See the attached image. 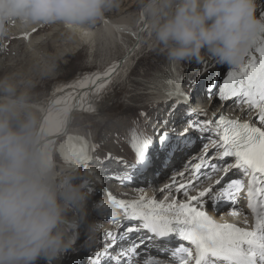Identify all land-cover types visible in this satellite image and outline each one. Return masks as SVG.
<instances>
[{"label":"snow or ice","instance_id":"1","mask_svg":"<svg viewBox=\"0 0 264 264\" xmlns=\"http://www.w3.org/2000/svg\"><path fill=\"white\" fill-rule=\"evenodd\" d=\"M257 11L264 18V5ZM211 71L203 65L187 84L177 76L175 82L168 81L165 103L151 110L137 108L125 118L123 132L117 130L113 142L121 147L125 138L130 140L132 162L114 157L110 150L98 158L103 164L115 159L125 171H110L109 179L124 180V186L137 191L134 173L150 164V153L179 159L181 166L154 196L140 191L138 198L125 202L107 193L124 220L115 236L105 233L108 239L99 245L106 249L103 257L93 249L88 264H264V32L238 67L205 82ZM204 97L221 104L231 100V107L245 110L252 119H232L224 113L208 118L207 110L192 111L194 101ZM192 140L196 143L189 146ZM64 147L91 158L102 145L66 133ZM241 198L252 214L249 227L219 222L212 215ZM173 240L178 243L168 247L166 241Z\"/></svg>","mask_w":264,"mask_h":264},{"label":"clouds","instance_id":"2","mask_svg":"<svg viewBox=\"0 0 264 264\" xmlns=\"http://www.w3.org/2000/svg\"><path fill=\"white\" fill-rule=\"evenodd\" d=\"M119 0H0L7 23H60L70 31L95 25ZM144 30L176 65L213 61L238 67L264 32L257 0H138ZM11 91V89H7ZM92 167L56 170L22 97L0 99V264H61L100 231L89 219ZM98 212L107 207L100 201Z\"/></svg>","mask_w":264,"mask_h":264},{"label":"rangeland","instance_id":"3","mask_svg":"<svg viewBox=\"0 0 264 264\" xmlns=\"http://www.w3.org/2000/svg\"><path fill=\"white\" fill-rule=\"evenodd\" d=\"M263 1L260 2L261 6L264 4ZM124 8L128 9L122 15L119 12ZM114 9L113 12H106L105 15L112 20H126V17L130 15L131 22L136 24L137 27L143 24L139 21L138 0H119L118 6L114 7ZM257 16H259V11H257ZM101 21L99 20L95 25L91 26H95L98 29ZM12 28H14L13 25ZM14 33L10 32V25L8 23L2 35V42L5 41L3 43L4 47L0 50V99L5 97H22L26 110L33 118L35 130L49 100L59 88L69 85L80 86L89 76L104 70L112 61L121 58L127 47L135 42V39L129 35L120 44L116 41L114 42L112 39L104 41L97 37L95 42L81 43L76 51H72L68 49L70 48L71 34L64 28H56L54 23L49 24L46 28H40L35 33L19 29L14 30ZM25 35L32 37L31 39L22 38ZM28 40L35 42L34 48H28ZM34 52L36 53L35 55H33ZM169 63L170 61L163 54H160L154 46V41L149 33L145 32L138 55L134 57L133 63L125 70V73L117 74L116 77L105 81L101 88L94 92V96L90 100V106L74 115L69 134L87 138L89 143H94L97 146L102 145L96 157L93 156L89 160H86L87 165L80 163L76 168L78 172H83L88 167L94 168L96 174L100 172V182L94 183L89 189L91 201L89 200L88 203V211L91 220L103 218L108 211L111 212V217L116 212H119V216L122 215V219H118V226L124 220L122 210L108 200L107 193L110 191L108 189L111 188H109L110 186L108 188L105 186L104 180L108 179L109 184L115 183L119 188H125L127 187L124 186L125 181L120 180V177L116 178L120 180V183H117L109 179L108 176L110 171L123 173L125 170L115 162V159L108 161L107 164H103L98 158L103 157L104 152L110 150L114 157L122 156L129 162L134 160L133 154L128 147L130 140L125 138L126 142L121 147H117L113 142L115 133L117 130L121 131V133L123 132L125 118L135 109L144 107L151 110L150 106L156 104L162 105V103L167 101V97L161 98L152 94L149 89V83L161 74L166 73ZM214 65L216 68L213 67ZM217 65L215 62L209 63L212 72L205 76V80L211 76L219 78L222 74L234 68L225 66L226 69L224 71L217 73ZM182 67V79L183 81H188L193 78L192 74L199 67V64L195 62L184 63ZM196 72H201V68ZM9 88L11 89L10 92L7 91ZM184 90L187 91L188 89L185 88ZM200 101H202V98H198L194 102L199 103ZM227 102H229L228 106L234 109L231 107V100ZM225 104L226 102L221 104L217 98H212L210 103L209 101H204V105H208V107H224ZM242 112H245V110H238V113ZM243 117L244 120L250 118L246 117L245 114ZM140 134H143L142 131ZM193 135L198 134L193 133ZM195 143L196 140H192L189 146H193ZM64 145L65 137L59 142L56 151V158L60 162V168L62 165L70 167L75 165L80 156L69 153ZM149 155L150 164L146 168H142L134 173L135 181L139 186L147 185L154 176L161 177L172 166L178 163L177 159L164 158L158 152L155 154L150 153ZM170 172L164 175V178ZM113 184L111 185L112 187H114ZM115 193L113 194L112 192L117 199H123L124 201L137 197L130 196V192L126 191ZM103 198V202H105L107 207L102 208L98 212L94 209L93 205L102 201L101 199ZM115 218V216L112 217V221ZM118 231L119 227L116 229V232ZM107 239L100 238L94 248H98ZM82 240L83 237L78 243L83 244ZM86 247V253H79L80 250L77 253L75 252V254L74 252L69 253L63 258L61 264H75L74 261L77 256L85 258L83 264H88L91 252L89 245H86Z\"/></svg>","mask_w":264,"mask_h":264},{"label":"bare ground","instance_id":"4","mask_svg":"<svg viewBox=\"0 0 264 264\" xmlns=\"http://www.w3.org/2000/svg\"><path fill=\"white\" fill-rule=\"evenodd\" d=\"M262 1L263 0H257V3H258L257 9L261 7L260 2ZM127 9L128 8L121 9L119 13L123 15L125 12H127ZM114 10L115 9L113 8L112 10H110V12H113ZM131 21L132 20H130V15L126 17V20L125 19L112 20L105 15V17L102 19L101 23L99 24L100 27L98 29H96L95 26L94 27L89 26L87 28L78 29L75 31L68 30L60 23H54L56 28H64L67 31H69V33L71 34L70 36L71 41L69 44L70 48L68 49L72 51H76V49H78L81 43L85 44L91 41L95 42L97 40V37L101 38V40H104V41H108L112 39L114 42L116 41L119 44L122 43L128 35L135 39L134 44L127 47L124 55L121 58L112 61L104 70L99 71L98 73L89 76L88 79H86L80 86L69 85V86L59 88L55 92V94L52 96V98L49 100L46 108L43 111V114L41 115L40 122L36 129V132L40 136L41 143L43 145H46L49 151L51 152L53 159L55 161V164L57 166L56 167L57 171H60L61 169H73V168L76 169L77 166L80 165V163L86 164L87 163L86 160H89V158H86L84 155H80L75 165L71 167L62 165V167L60 168L59 167L60 162H58L56 158V151L58 149V144L61 141V139L65 137L66 133L67 134L70 133L74 115L82 110L87 109L90 106V100L91 98H93L94 92L101 88V81H103V84H104L105 81H108L113 77H116L117 74H124L125 70L133 63L134 57L138 55L139 49L141 48V45H142L144 33L147 31L144 30L143 24L137 27V25L132 23ZM139 21H141L142 23V18L140 17V13H139ZM12 23H9L10 32L12 31V34H15L14 30H17V29L22 30V31L28 30L30 32L35 33L40 28H46L47 26H49V24L47 25H39V24L25 25L19 22H14L15 24L14 23L12 24ZM12 25L14 26V28H12ZM7 26H8V23L4 26L3 29H0V50L3 49L4 47L3 43L5 41L2 42V39H3L2 35L4 33V29H6ZM31 37L32 36H29L28 39H31ZM34 47H35V42L28 40V48H34ZM35 54L36 53L34 52L33 55ZM212 62L213 61L206 60L205 62L200 63L199 67H197V69H195V72H193L192 77H197L200 72H196V71H199V69L203 65L205 64L209 65V63L211 64ZM217 66H218V69L216 70L217 73H220L226 69L225 66H221V65H217ZM213 67H215V65ZM182 68H183L182 65L178 66L170 62L166 73L161 74L158 78H156L154 81H151L149 83V89L151 93L157 97L165 98L166 96L163 93L171 88V85L168 83V81L171 80L172 82H175L177 76H180L182 78V72H183ZM208 79H206L205 82H207ZM184 83L186 84L187 81H184ZM210 100L211 99L204 97L202 98V101H200L199 103L194 102L192 106V110H196V113H198L197 108H201L202 111L207 110L208 118H211L214 114L218 116L220 113H224L227 117H230L232 119L240 118L244 120L243 115L245 114V112L238 113V110H236L235 108L234 109L230 108V106H228L229 102H226L224 107L220 105L221 107H217V108H215L214 106L208 107L209 104L204 105V101H209L210 103ZM76 104H79V107H74V105ZM198 118H201V117H198ZM251 119L252 117H250L247 120H251ZM177 160H178L177 161L178 163L172 166L170 170H168L167 172L165 173L163 172L164 174L161 177L158 178L154 176L151 179V182H148L147 185H144V186L140 185L139 186L140 191L146 190L147 195L154 196L156 194L154 193L156 191V188L154 189V186L166 183V181L172 175H175L176 168L181 166V161L179 159ZM169 171H171L170 174L164 178V175H166ZM97 175L100 176V172H98ZM160 179H163V180H160ZM104 181H105V186L107 188L110 186L109 188H111V189H108L110 190L109 192L111 193L113 192V194L118 191H126V192H130L131 194L130 196H137L135 198H138L140 195V191H137L133 187H130V188L120 187L119 188L118 186L115 185V183L109 184L108 179ZM112 184L114 185V187L111 186ZM241 197H243V194H241ZM180 198L183 199L182 196ZM101 200L103 201L104 198ZM131 200H126L125 202H129ZM239 201L243 202L244 200L243 198H241ZM226 209H228V207L221 205L218 211L212 212V215L217 218V215L219 214V212L226 210ZM246 212H247V209H246ZM110 213L111 212L108 211V213H106L103 218L98 219V221L100 222L102 226L100 228V231L96 234L95 239L90 244H88L90 252H92L93 249H96L97 251L100 252L101 257H103L102 252L106 251V249H101L99 247L94 248V247L96 246L100 238H103V239L108 238L105 236V233L111 232L113 235L115 231V234L113 235L115 236L117 234L116 229H118L119 227L117 225L118 219L119 220L122 219V215L119 216L118 215L119 212L118 213L116 212L112 216V217L115 216L116 218L114 221H112V217ZM244 214L245 213L242 212V213H239L238 216H244ZM240 225H243V223H240ZM166 243H168V247H172L173 244L178 243V240H173L171 242L166 241ZM150 247H152V245H150ZM86 248H87L86 245L83 246L82 243L81 244L78 243L76 246V251H74V254L75 252L77 253L79 250H80L79 253L80 252L86 253ZM70 253H73V252H70ZM84 261H85V258H81L77 256L74 263L83 264Z\"/></svg>","mask_w":264,"mask_h":264}]
</instances>
